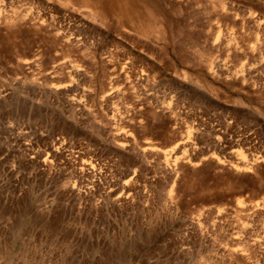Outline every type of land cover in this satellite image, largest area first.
<instances>
[{"label":"rangeland","instance_id":"obj_1","mask_svg":"<svg viewBox=\"0 0 264 264\" xmlns=\"http://www.w3.org/2000/svg\"><path fill=\"white\" fill-rule=\"evenodd\" d=\"M83 1L0 0V264H264V0Z\"/></svg>","mask_w":264,"mask_h":264},{"label":"bare ground","instance_id":"obj_2","mask_svg":"<svg viewBox=\"0 0 264 264\" xmlns=\"http://www.w3.org/2000/svg\"><path fill=\"white\" fill-rule=\"evenodd\" d=\"M88 0H85V1H83V2H87ZM122 1H124V3H125V1L127 2L128 0H91L90 2H88V4L91 6V5H95V6H97V7H99V3H111L112 5H113V7H114V11H118V10H120V3L122 2ZM85 5V4H84ZM128 8V6L126 5L125 6V9H127ZM131 8H132V6H131ZM146 8V7H145ZM128 10V9H127ZM131 10V9H130ZM138 11V10H137ZM127 12V11H126ZM134 12V11H133ZM139 12V11H138ZM146 12V11H145ZM102 13H105V14H108V12H102ZM121 14V13H120ZM135 14V13H134ZM126 17V16H125ZM177 166V165H176ZM168 167V166H167ZM169 168V167H168Z\"/></svg>","mask_w":264,"mask_h":264}]
</instances>
